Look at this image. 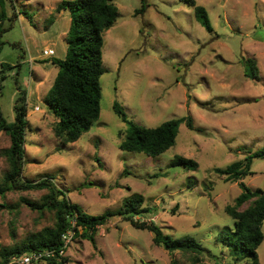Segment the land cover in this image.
Returning a JSON list of instances; mask_svg holds the SVG:
<instances>
[{
    "label": "rangeland",
    "instance_id": "rangeland-1",
    "mask_svg": "<svg viewBox=\"0 0 264 264\" xmlns=\"http://www.w3.org/2000/svg\"><path fill=\"white\" fill-rule=\"evenodd\" d=\"M58 1L4 0L7 16H17L3 31L0 59L19 65L6 70L0 108L13 121L17 86L26 90L23 177L34 181L51 174L70 201L92 214L117 208L139 192L142 205L153 210L135 218L153 220L173 237L191 235L205 247L200 261H193L191 254L155 244L148 229L114 216L98 226L95 244L71 237L64 264H252L249 256L234 259L229 247L216 240L220 230L233 227L225 206L233 204L241 188L238 180L225 181L213 167L264 143V0H195L206 8L212 31L200 24L187 0H114L118 16L103 31L99 117L65 143L54 134L56 118L44 101L58 69L51 58L64 57L67 46L70 12H56ZM52 13L54 20L44 29ZM247 58L256 60L257 78L247 75ZM115 100L139 124L155 126L191 115L194 125L181 122L175 143L159 154L122 149L127 123L114 112ZM9 141L1 131L0 148ZM176 154L195 159L198 166L172 164ZM6 168L0 155V175ZM251 169L243 181L264 191V157H254ZM46 191L13 189L0 195V244H14L53 225V210L32 209L21 199L39 201ZM261 228L264 233V221ZM257 254L264 264V238Z\"/></svg>",
    "mask_w": 264,
    "mask_h": 264
},
{
    "label": "trees",
    "instance_id": "trees-1",
    "mask_svg": "<svg viewBox=\"0 0 264 264\" xmlns=\"http://www.w3.org/2000/svg\"><path fill=\"white\" fill-rule=\"evenodd\" d=\"M193 7L195 17L208 31L213 30L206 8L195 0H187ZM68 9L70 12L69 27L64 35L66 51L64 57H52L51 62L58 66L53 83L44 96V101L55 116L54 134L63 142L76 140L83 131L88 130L100 114L101 84L100 76L105 68L102 65L103 31L109 28L118 16V7L114 0H60L54 7L56 12ZM136 12L139 8L135 9ZM16 12L7 16L4 0H0V53L2 50V34L5 28L11 26ZM29 17V15H27ZM54 14L46 17L44 29L54 20ZM8 23L3 26L4 20ZM31 20V16H30ZM0 59V91L6 70L14 65ZM245 70L249 77H258V66L254 58H247ZM17 83V80H15ZM19 89L14 102V120L8 122L0 108V132L9 136L8 146L0 148V155L5 157L7 168L0 175V195L7 191L18 189L46 188L40 200L21 197L22 201L32 209L54 211L53 225L43 226L26 236L21 241L11 245L0 244V264H6L10 256L31 249L54 248L55 256L45 258L53 264H64L67 258L57 251L65 249L63 233L72 231V237L81 236L95 244V233L99 225L104 224L114 216H122L137 228H146L152 232L155 244L162 245L172 252L179 250L191 254L193 261H200V254L205 247L191 235L173 237L165 233L153 220L135 218L134 215L150 212L151 206H143V195L133 192L126 196L120 206L92 214L85 211L77 202L70 201L64 190L58 187L51 174L31 181L23 177L25 155V133L29 122L27 119L26 90ZM113 110L124 122L127 129L119 147L130 151H143L156 155L175 143L178 127L181 122L193 127L191 115L169 118L155 126H146L134 122L127 117L123 106L113 101ZM254 157H264V143L255 150L247 149L242 158L233 160L227 165L215 166L213 170L223 174L225 181H236L241 191L235 196L233 204H227L225 211L233 218V227L228 231L223 229L216 235V240L226 244L234 259L249 256L252 264H259L257 246L264 238L261 225L264 221V191L262 188H251L243 178L253 173L251 169ZM170 162L181 164L188 169H195L198 163L195 159L176 154ZM189 182L195 179L188 178ZM244 202L248 204L240 208Z\"/></svg>",
    "mask_w": 264,
    "mask_h": 264
},
{
    "label": "built area",
    "instance_id": "built-area-1",
    "mask_svg": "<svg viewBox=\"0 0 264 264\" xmlns=\"http://www.w3.org/2000/svg\"><path fill=\"white\" fill-rule=\"evenodd\" d=\"M72 237V231L68 230L63 233L64 244L67 245V242ZM65 249L61 248L57 251L60 255H63ZM56 251L54 248H42V249H31L20 254H13L10 256L6 264H27L30 262H37L47 257L55 256Z\"/></svg>",
    "mask_w": 264,
    "mask_h": 264
},
{
    "label": "crops",
    "instance_id": "crops-1",
    "mask_svg": "<svg viewBox=\"0 0 264 264\" xmlns=\"http://www.w3.org/2000/svg\"><path fill=\"white\" fill-rule=\"evenodd\" d=\"M36 42H34V44H35ZM52 49V48H51Z\"/></svg>",
    "mask_w": 264,
    "mask_h": 264
}]
</instances>
